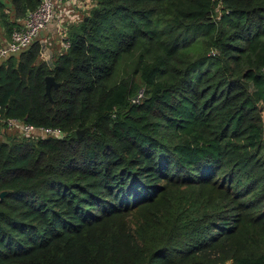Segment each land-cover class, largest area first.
Here are the masks:
<instances>
[{"label":"trees","instance_id":"obj_1","mask_svg":"<svg viewBox=\"0 0 264 264\" xmlns=\"http://www.w3.org/2000/svg\"><path fill=\"white\" fill-rule=\"evenodd\" d=\"M220 2L90 0L0 61V118L62 130L0 142V264H264V0Z\"/></svg>","mask_w":264,"mask_h":264},{"label":"built area","instance_id":"obj_2","mask_svg":"<svg viewBox=\"0 0 264 264\" xmlns=\"http://www.w3.org/2000/svg\"><path fill=\"white\" fill-rule=\"evenodd\" d=\"M71 1L78 2L81 0ZM220 1L218 0L219 4L221 3ZM56 8V0H40L38 6L28 12L22 25L14 28L10 35L1 41L0 58H5L11 54H17L27 49L35 41L40 32L53 20L56 14ZM62 46L63 48L68 47L69 41H64ZM142 94L143 91H139L133 100L136 101ZM0 121L6 128H14L21 133L41 134L39 136H57L62 134V130L59 127H36L16 118H0Z\"/></svg>","mask_w":264,"mask_h":264},{"label":"crops","instance_id":"obj_3","mask_svg":"<svg viewBox=\"0 0 264 264\" xmlns=\"http://www.w3.org/2000/svg\"><path fill=\"white\" fill-rule=\"evenodd\" d=\"M90 6V0L78 2L56 0L55 17L38 35L42 44V56L50 66H52L54 55L63 49L62 41L67 36L69 28L79 22L81 12H86ZM11 135H13L12 130L2 126L0 123V142L7 141Z\"/></svg>","mask_w":264,"mask_h":264},{"label":"rangeland","instance_id":"obj_4","mask_svg":"<svg viewBox=\"0 0 264 264\" xmlns=\"http://www.w3.org/2000/svg\"><path fill=\"white\" fill-rule=\"evenodd\" d=\"M82 13V14H81ZM79 15H80V17H82L83 16V14L85 13V11H82ZM80 19V18H79ZM6 35L4 34V30H3V28H2V26H1V24H0V37H2V38H4ZM66 37L67 36H65V38L63 39V41H62V43L64 42V41H66L67 39H66ZM35 40H37V41H40V36H38ZM42 45V44H41ZM41 57L43 58V56H42V52H41ZM2 59L3 58H0V61H2ZM43 59H45V58H43ZM47 62V61H46ZM143 87V86H142ZM142 89L143 88H141L139 91H142ZM10 130H12V133H13V135L15 134V132H17V131H19V130H17V129H14V128H11ZM23 134H26V133H23ZM34 135H41V134H38V133H33ZM33 134H30V135H33ZM258 230H257V233H258V238L260 239L257 243H261L262 245L264 244V227L263 226H261L260 225V227H258L257 228ZM225 264H229V262H227V263H225Z\"/></svg>","mask_w":264,"mask_h":264},{"label":"water","instance_id":"obj_5","mask_svg":"<svg viewBox=\"0 0 264 264\" xmlns=\"http://www.w3.org/2000/svg\"><path fill=\"white\" fill-rule=\"evenodd\" d=\"M45 89L46 93L50 94V88L51 86H58V83L55 81L54 77L52 75L45 76ZM84 130H77V135L80 136L83 133ZM5 194V191H0V197H2Z\"/></svg>","mask_w":264,"mask_h":264}]
</instances>
